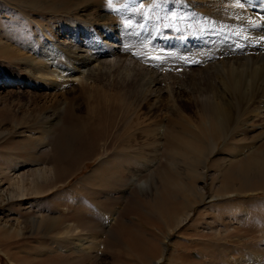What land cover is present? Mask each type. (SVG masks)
<instances>
[{"label":"rangeland","instance_id":"obj_1","mask_svg":"<svg viewBox=\"0 0 264 264\" xmlns=\"http://www.w3.org/2000/svg\"><path fill=\"white\" fill-rule=\"evenodd\" d=\"M184 1L197 14L229 8L248 21L264 18L263 10L235 1ZM154 6L145 0L126 9L119 0H0V264H264V102L250 99L259 86L242 99L225 90V134L190 106L195 75L203 82L221 61L258 55L222 26L209 36L190 16ZM29 42L67 50L59 49L55 63L36 62V76L60 88L24 69L23 55L34 52L26 49ZM105 44L111 53L99 57ZM226 46L230 55L219 54ZM124 65L150 74L142 104H130L132 115L119 113L116 140L111 135L107 147L99 143L84 156L67 111L46 143L32 139L41 135L32 123L59 102L62 114L69 105L81 117L102 104L108 106L101 112L109 110L116 99L109 86ZM99 73L103 82L94 79ZM161 122L164 136H158ZM241 148L245 153L223 167ZM33 171H42L44 184L33 183ZM20 182L27 193L12 197L10 188ZM80 239L91 241L90 250L77 251Z\"/></svg>","mask_w":264,"mask_h":264},{"label":"bare ground","instance_id":"obj_2","mask_svg":"<svg viewBox=\"0 0 264 264\" xmlns=\"http://www.w3.org/2000/svg\"><path fill=\"white\" fill-rule=\"evenodd\" d=\"M119 1L122 2L123 7L125 8V5L126 7H130V4L135 3L136 1H139V0H123V1L119 0ZM145 1H148L151 4H156V6L154 7H157L158 9L167 7L169 8L170 11H175V12L179 11L180 13L182 12L185 15L190 16L191 19L193 18L200 23V29L203 31V33L205 34L207 33L206 35H209V36H212L213 32H215V27L217 25L218 27L222 26V28H225L228 30V33H227L228 36H231V37L235 36L236 38L238 37V39L245 45V47H248V51H253V53L258 55V57L256 56L252 57V54H250V57H243L238 60H235L234 62L221 61L219 62L215 71L212 74L208 73L206 77H203L204 78L203 82H201L200 79H197L196 75L194 76L193 82L191 81L192 82L191 84L194 83V86H193L194 99H192V104H190V106L193 107V105L195 106L197 105L199 110L197 108L196 109L201 113V116H202L201 118H203L205 124L208 125V127H211L213 125V127L215 128V131L222 132L224 134L229 128L228 122L226 120L227 117L229 118V111H230V105L227 103L228 97H226L229 95L225 93L226 92L225 90L230 89L232 91L231 96L235 94L236 97H240L242 99L249 95V90H250L249 88L253 89L254 87L258 85L259 90H256L255 93L251 95V97L253 98H250V99H255L254 97H258L260 102L261 101L262 103L264 102V54H263L264 53V18H263L264 13L262 15L263 19L259 17L260 19L255 20L252 18L254 21L253 20L251 21V19H249L250 21H248L249 16H246L243 13L234 11L233 9H229V8L217 9V11H213V13L197 14L196 13L197 10L195 11L188 10L187 7L193 5L190 1L188 2L184 0H162V1L161 0H145ZM220 1H224L226 3H232L233 1L236 2V0H220ZM240 3L247 5L248 8L250 9L254 7V8L263 10L262 12H264V0H240ZM241 14L243 15L240 16ZM205 16H207L208 18H205ZM93 17L98 18V16H95V15H93ZM254 18L256 17L254 16ZM86 19H90V14H89V17H87ZM62 48L63 47L57 48L55 47L54 44H41V45L36 44L35 45L31 42L27 43L26 49H30V51L32 49L34 52L32 53V55L30 54V56H28L26 54L23 55L22 54L23 52L21 53L19 51L23 55V57L25 56L27 57L25 59L23 58L24 63L26 62L24 69L25 70L28 69V72L30 74H33L37 80L46 83L48 87L52 86V87L60 88L59 86L61 83L59 84L56 81L54 82V80H50V79L46 80V78L36 76L37 72H39L36 62L38 60H43L47 64L55 63L56 56H57L56 53L60 52L61 50L59 49H62ZM180 50H181L180 47L173 48V51L179 52ZM232 50L233 48L231 46H226L225 50L219 51V54H223V53L229 54L231 53ZM62 51H67V50L63 48ZM110 53H111V48L110 46H108V44L103 45V47H99V52H98L99 57H103L105 54H110ZM21 54H18V56L19 55L21 56ZM183 60H185L187 64L188 62L191 61L187 59H183ZM130 65L122 66L120 70L117 71L118 72L117 80L115 79L116 81H114V83L111 86H109L111 87V90H114L113 93L111 94L110 99L116 98L114 99L115 101L112 100V104L109 110H104V112H101V110L105 108V106H108V105L102 104V107L98 108L97 111H93V112H97L96 114L88 113L85 116L81 117V115H79L76 112L77 110L74 109L75 107L71 105H69L68 107L65 106L66 110L64 111V114H62V111H61L63 109L62 104H61L62 102H59V103L57 102L58 103L57 106L54 107L50 115L44 117L39 122L32 123L31 125L32 127L36 128L40 126L41 128V135L37 137L33 136L34 138L32 139H37V141L39 140L38 142L46 143L54 127L61 122V120L63 119V115H65L68 112V115L70 116V118L72 117L71 119H74V122L76 123V125H78V128L76 126L77 130H74V133H75L76 139L78 140L77 143L80 144L81 151L85 153L84 156H89L92 152L95 153L93 150L95 148L97 149L99 143L101 144L103 143L104 147H107V144L109 141L108 139L111 137V135H113L112 131L114 130V128H116V124L117 126L120 124V121L118 119L119 113L125 109L129 115H132L131 111L134 109V107L131 108V105L140 106L142 104V101L145 100V96L147 92V85H148L147 80H148V76L150 73L149 71H143V69L141 68H138V69L132 68V66L130 67ZM113 67H115L114 64L113 66H110L109 68L112 69ZM70 72L72 73L71 76H75V77L77 76V75H74L77 72L76 70L70 71ZM104 78H105V75L102 73H99L95 76L94 79L99 80L100 82H103ZM0 84L2 85V82H0ZM125 105H127V107H124ZM99 106H101L100 103H99ZM106 108H109V107H106ZM190 109L191 108H189V110ZM33 111L38 112V107L36 106V108ZM171 111L176 113L174 109H172ZM136 114L140 115L138 114V112ZM30 115H32V113H30L29 116ZM137 115H135V117ZM176 116L182 117V112L177 113ZM82 118H84L85 120H82ZM130 123L131 121L129 122V124ZM156 126H157V130H159L158 136L159 134L163 135L165 131V124L162 122L160 124L156 123ZM260 128L264 131V124H262ZM118 136L119 134L116 133V135H113V139L116 140ZM162 137L160 136L159 138H157L158 139L157 143H160V145L158 144L159 150L161 149L160 146L162 144V142L159 140ZM228 138L229 136L226 135V139ZM158 145H156V148ZM159 150L156 149L157 152H159ZM242 153L243 154L245 153L242 151V148L241 150L236 149V151L233 154H231V156H229L223 161L222 166L227 167L228 164L230 165V163H232L234 160L242 156ZM156 155L158 156V154ZM196 157L197 156L193 155L192 159H195ZM157 159H154V160H156L157 162ZM147 161L148 160H146V162ZM143 162L145 161L143 160L142 162L140 161L142 165L144 164ZM149 163L152 164V160ZM137 164H139L138 161H137ZM128 167H127V170H128ZM129 172H130V168H129ZM43 176L44 175H42V171L40 172L33 171L30 177L31 179H33L32 180L33 183L39 184L41 183L40 178ZM41 184H44V181ZM35 188H36L35 189L36 191L40 190L41 192L42 190V188H38V186L37 187L35 186ZM27 189L28 188L25 187V185L21 184L20 182L16 186L10 188L9 193L12 194V197H16V196L20 197V196H24L25 193H27ZM198 195H201V194H198ZM189 215H190V212L188 211V213L185 214V218L184 216H182L183 218H181L179 221L183 222V220H185ZM90 242L91 241L89 240L87 241L84 239H80L79 243L76 244L75 247L77 251L78 250L87 251V250H90V245H91ZM65 251L69 252L71 251V249H66Z\"/></svg>","mask_w":264,"mask_h":264},{"label":"snow or ice","instance_id":"obj_3","mask_svg":"<svg viewBox=\"0 0 264 264\" xmlns=\"http://www.w3.org/2000/svg\"><path fill=\"white\" fill-rule=\"evenodd\" d=\"M237 3H240V0H236Z\"/></svg>","mask_w":264,"mask_h":264}]
</instances>
